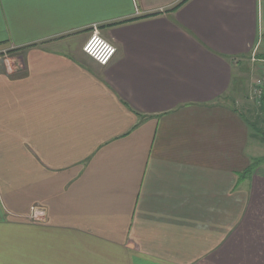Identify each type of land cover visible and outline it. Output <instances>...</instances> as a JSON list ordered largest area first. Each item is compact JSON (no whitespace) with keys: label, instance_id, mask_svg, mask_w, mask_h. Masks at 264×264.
Returning <instances> with one entry per match:
<instances>
[{"label":"crops","instance_id":"crops-1","mask_svg":"<svg viewBox=\"0 0 264 264\" xmlns=\"http://www.w3.org/2000/svg\"><path fill=\"white\" fill-rule=\"evenodd\" d=\"M262 24L261 0H0V264H219L264 194Z\"/></svg>","mask_w":264,"mask_h":264},{"label":"rangeland","instance_id":"rangeland-1","mask_svg":"<svg viewBox=\"0 0 264 264\" xmlns=\"http://www.w3.org/2000/svg\"><path fill=\"white\" fill-rule=\"evenodd\" d=\"M261 1L263 4V24L261 27L262 41L259 45H257V43L252 51L253 54H256V60H252L254 63H261L260 60L264 58V55L259 56V54H264V0ZM19 66L21 65L17 64V67ZM261 67L260 65L258 76ZM257 77H255V80ZM259 101H261V99ZM262 167V170H264V164ZM246 219L245 225H243L234 236L229 237V240L224 245L225 247L223 246L221 248L223 250L220 249L219 258L216 260L217 263L264 264V194L255 197L254 207L249 211Z\"/></svg>","mask_w":264,"mask_h":264},{"label":"built area","instance_id":"built-area-1","mask_svg":"<svg viewBox=\"0 0 264 264\" xmlns=\"http://www.w3.org/2000/svg\"><path fill=\"white\" fill-rule=\"evenodd\" d=\"M262 37H260L258 44H261ZM84 52L97 61L100 65L106 66L108 65L117 53V47L104 38L98 28L95 27L94 32L91 37L85 43L83 47ZM256 54H253L252 60L255 59ZM261 61V69L260 74L255 80L254 94L256 95L257 101L261 99L263 96V88H264V58ZM38 211L37 207H32V213L36 214Z\"/></svg>","mask_w":264,"mask_h":264},{"label":"trees","instance_id":"trees-1","mask_svg":"<svg viewBox=\"0 0 264 264\" xmlns=\"http://www.w3.org/2000/svg\"><path fill=\"white\" fill-rule=\"evenodd\" d=\"M262 163H264V158L256 159L244 174L248 175L250 172H252L256 167H258Z\"/></svg>","mask_w":264,"mask_h":264},{"label":"water","instance_id":"water-1","mask_svg":"<svg viewBox=\"0 0 264 264\" xmlns=\"http://www.w3.org/2000/svg\"><path fill=\"white\" fill-rule=\"evenodd\" d=\"M19 62H20V63H19L20 65H23V63H24V61H23V59H22V58L20 59V61H19Z\"/></svg>","mask_w":264,"mask_h":264}]
</instances>
